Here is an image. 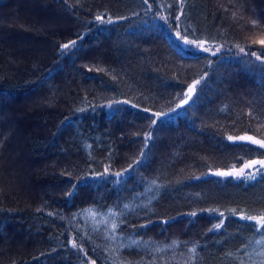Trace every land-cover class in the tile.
<instances>
[{"label": "trees", "instance_id": "1", "mask_svg": "<svg viewBox=\"0 0 264 264\" xmlns=\"http://www.w3.org/2000/svg\"><path fill=\"white\" fill-rule=\"evenodd\" d=\"M262 34L264 0H0V264H264Z\"/></svg>", "mask_w": 264, "mask_h": 264}, {"label": "snow or ice", "instance_id": "2", "mask_svg": "<svg viewBox=\"0 0 264 264\" xmlns=\"http://www.w3.org/2000/svg\"><path fill=\"white\" fill-rule=\"evenodd\" d=\"M143 2L145 3V4H147L148 3V0H143ZM149 7H151V5H149ZM96 19L97 20H101L102 22H106V23H113V21L112 20H107V21H104L103 20V17L102 16H100V15H98L97 17H96ZM252 24H253V26H256V24H257V20H252ZM176 38L179 40V39H183V41H184V43L185 44H187V45H196V47L197 48H200L202 51H205V52H209V51H211L212 52V55H215L216 54V52L215 51H212L210 48H204L203 47V44H202V42H197V41H195V40H189V39H187L186 37H184V36H182L179 32H177V34H176ZM259 44L262 46V47H264V34H262V36H261V38L259 39ZM75 45V41H72L70 44H64L63 45V48H65V49H69V48H71V47H73ZM219 49H217V51H218ZM241 52H243L245 55H255L256 56V59L257 60H261V62L262 63H264V60H262V55H264V54H261V55H257L255 52H251V53H249V52H245V49L244 48H240L239 49ZM197 84L198 83H200V81H197L196 82ZM195 87H196V85L195 84H193L191 87H189V95H191V93L195 90ZM185 103H187V100H185ZM144 111H147V109H145ZM153 116H158L159 114H157V113H153L152 114ZM152 123L153 124H155V121H152ZM152 137H151V135L150 134H145V140L147 141V140H150ZM228 139L229 140H232L233 139V137H228ZM237 139H239V140H248V141H250L252 144H257V145H259L261 148H264V140H257V139H254L253 137H251V136H241V137H238ZM255 163H259L260 164V166L262 167V168H264V160H260V161H253L252 162V164H255ZM252 165L251 164H249V165H246V167H251ZM230 173H219V175H229ZM243 174V169H241V171H240V173H238V175H242ZM117 175H119V174H117ZM250 178H252V179H254L255 177L254 176H252V177H250ZM71 194V193H70ZM127 207V206H126ZM51 215V214H50ZM192 216H195L196 215V213H192L191 214ZM220 215L221 216H223V213H220ZM242 220H255V222H256V225H259V228H256L255 227V225H253V227L255 228V230L256 231H260V230H262V229H264V215H260L259 217H254V216H241L240 217ZM220 224H217L216 225V228L218 229V228H220ZM73 247H76V245H75V243L73 244ZM193 251H195V249H193ZM93 264H94V262H93Z\"/></svg>", "mask_w": 264, "mask_h": 264}, {"label": "rangeland", "instance_id": "3", "mask_svg": "<svg viewBox=\"0 0 264 264\" xmlns=\"http://www.w3.org/2000/svg\"><path fill=\"white\" fill-rule=\"evenodd\" d=\"M176 34H177V32H175L174 33V36H175V38H176ZM177 39V38H176ZM178 40V39H177ZM180 43H181V45L184 47V48H186V49H190V50H192V51H195V52H198V53H201V52H203V53H211L212 54V52L211 51H209V52H205V51H202L200 48H197L196 47V45H187V44H185L184 43V41H183V39H179L178 40ZM202 44H203V47L204 48H210L212 51H215L216 52V54H220V53H222V52H225L226 51V49H225V47H223V46H221V45H218V44H214V43H204V42H202ZM217 49H219L218 51H217ZM236 52H240V53H243V52H241V51H236ZM215 54V55H216ZM257 55H261V54H259V53H256ZM254 58H256V56L255 55H252ZM262 60H264V55H262ZM261 61V60H260ZM196 90V89H195ZM88 218H89V220L90 221H92V222H101V221H106V219H104V218H100L99 216L97 217L95 214H93V213H90L89 214V216H88ZM110 225L112 226V223H110ZM264 250V249H263Z\"/></svg>", "mask_w": 264, "mask_h": 264}, {"label": "water", "instance_id": "4", "mask_svg": "<svg viewBox=\"0 0 264 264\" xmlns=\"http://www.w3.org/2000/svg\"><path fill=\"white\" fill-rule=\"evenodd\" d=\"M187 103H185V101L181 104V106L183 107V106H185Z\"/></svg>", "mask_w": 264, "mask_h": 264}]
</instances>
